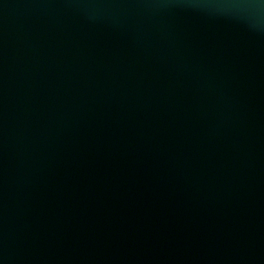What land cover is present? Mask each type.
<instances>
[{"label":"water","instance_id":"1","mask_svg":"<svg viewBox=\"0 0 264 264\" xmlns=\"http://www.w3.org/2000/svg\"><path fill=\"white\" fill-rule=\"evenodd\" d=\"M0 264H264V0H0Z\"/></svg>","mask_w":264,"mask_h":264}]
</instances>
